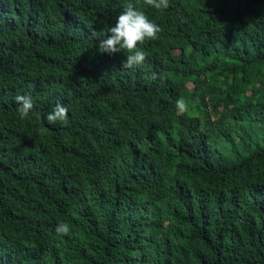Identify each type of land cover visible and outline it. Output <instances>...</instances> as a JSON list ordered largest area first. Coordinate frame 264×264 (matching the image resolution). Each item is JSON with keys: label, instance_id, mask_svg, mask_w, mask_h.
<instances>
[{"label": "trees", "instance_id": "16d2710c", "mask_svg": "<svg viewBox=\"0 0 264 264\" xmlns=\"http://www.w3.org/2000/svg\"><path fill=\"white\" fill-rule=\"evenodd\" d=\"M0 264H264V0H0Z\"/></svg>", "mask_w": 264, "mask_h": 264}, {"label": "clouds", "instance_id": "9594fccd", "mask_svg": "<svg viewBox=\"0 0 264 264\" xmlns=\"http://www.w3.org/2000/svg\"><path fill=\"white\" fill-rule=\"evenodd\" d=\"M147 6H151L156 10L163 11L169 7V0H143ZM161 28L152 22L143 11L138 10L133 3L129 2L123 7V10L117 16L115 23L108 28L106 38L98 41L97 51L101 54L109 56L126 52V60L122 62V67L131 69L140 66L144 63L146 56L145 52L138 48V45H143L146 41H152L158 38V33ZM96 32L93 31L91 36L96 37ZM157 78L153 73L152 79ZM17 104V113L20 119L29 118L33 113L34 101L31 95H16L14 97ZM176 108L180 113L187 110V105L183 99L176 101ZM68 119V109L61 103H57L53 110L46 116L49 125H55L57 122L66 123ZM57 236H65L69 234V225L65 222H60L54 229Z\"/></svg>", "mask_w": 264, "mask_h": 264}]
</instances>
